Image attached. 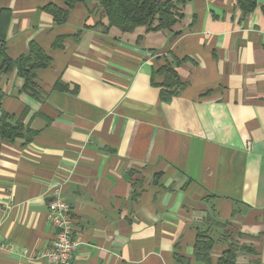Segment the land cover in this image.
Masks as SVG:
<instances>
[{
    "label": "crops",
    "instance_id": "crops-1",
    "mask_svg": "<svg viewBox=\"0 0 264 264\" xmlns=\"http://www.w3.org/2000/svg\"><path fill=\"white\" fill-rule=\"evenodd\" d=\"M65 1L0 0L6 54L34 43L50 58L29 89L16 69L0 79V109L32 131L0 137V264H52L36 255L54 239L47 192L60 183L69 264H206L197 229L214 240L211 264L231 241L252 249L234 264H264V0L250 12L186 0L170 29L130 32L107 28L97 0ZM164 58L183 82L168 101Z\"/></svg>",
    "mask_w": 264,
    "mask_h": 264
},
{
    "label": "trees",
    "instance_id": "trees-1",
    "mask_svg": "<svg viewBox=\"0 0 264 264\" xmlns=\"http://www.w3.org/2000/svg\"><path fill=\"white\" fill-rule=\"evenodd\" d=\"M84 0H66L68 6L72 3ZM186 0H97L107 17L109 26H115L122 32H130L136 27L147 25L150 30L170 29L182 16L180 9ZM237 5L245 12H250L256 7V0H237ZM45 10L49 12L57 23H62L66 19L67 10L54 5H48ZM264 14V5L261 7ZM10 13L7 9H0V79L3 75L9 74L16 69L17 74L23 78L22 89H29L32 86L35 73L38 69L47 67L50 64L49 56L36 44L31 43L27 52L12 59L5 52L6 32ZM164 58L158 71L162 74L163 80L160 84V97L168 101L179 89L183 82L180 80L175 66ZM0 94V107H1ZM1 110V109H0ZM13 116L1 110L0 114V137L6 141H11L15 137L25 135L29 140L32 131L24 128L22 124L15 120ZM206 224L226 226L227 221H215L211 215H207ZM214 240L208 229H197L193 253L196 259L203 260L206 264H211L209 251ZM238 250L252 251L249 246L238 245L231 241L223 250L216 264H234ZM178 264H186L183 258L175 256Z\"/></svg>",
    "mask_w": 264,
    "mask_h": 264
},
{
    "label": "built area",
    "instance_id": "built-area-1",
    "mask_svg": "<svg viewBox=\"0 0 264 264\" xmlns=\"http://www.w3.org/2000/svg\"><path fill=\"white\" fill-rule=\"evenodd\" d=\"M61 185L53 184L47 192L46 217L54 230V239L49 247L36 255L52 264H69L77 246L71 207L61 196ZM10 249V243L0 240V250Z\"/></svg>",
    "mask_w": 264,
    "mask_h": 264
}]
</instances>
